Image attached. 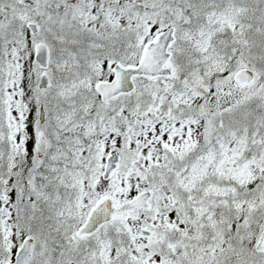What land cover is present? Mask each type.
I'll list each match as a JSON object with an SVG mask.
<instances>
[{"label": "rangeland", "instance_id": "1", "mask_svg": "<svg viewBox=\"0 0 264 264\" xmlns=\"http://www.w3.org/2000/svg\"><path fill=\"white\" fill-rule=\"evenodd\" d=\"M29 21L40 24L37 35L27 29ZM170 25L177 26L175 76L140 80L132 95L101 102L93 90L104 76L98 67L108 73L116 61L136 62L140 47ZM263 28L264 0H0V264L12 261L26 234L34 238L28 264H116L112 251L90 254L92 247L109 246L113 227L87 242L76 233L99 199L130 197L124 187L139 162L147 167L144 188L153 197L148 212H133L121 224L129 242L120 248L133 250L134 264H264V253L254 250L264 228V35L257 33ZM38 41L50 50L45 91L37 88ZM241 68L255 71L253 84L235 85ZM21 73H28L37 106L31 123ZM156 91L165 97L158 94L155 103ZM121 120L127 132H139L136 140L116 132ZM40 127L44 159L35 151ZM185 134L203 144V167L187 187L176 175L159 173L180 167ZM218 134L233 137L234 149L217 153ZM113 151L121 167L104 181L105 157ZM30 153L23 177L13 160ZM217 155L220 165H214ZM168 193L177 199L172 211ZM21 216L25 224L15 227ZM137 224L154 228L155 240H140Z\"/></svg>", "mask_w": 264, "mask_h": 264}, {"label": "water", "instance_id": "2", "mask_svg": "<svg viewBox=\"0 0 264 264\" xmlns=\"http://www.w3.org/2000/svg\"><path fill=\"white\" fill-rule=\"evenodd\" d=\"M136 2L140 0H135ZM28 27L34 34L38 32L37 23H29ZM175 27L159 32L153 40L148 42L143 51L141 59L137 66L123 67L118 63L115 68V76L111 82H99L96 85L97 91L100 93L103 101H109L120 94H128L134 89L133 77L141 76L149 79L158 77H172L175 73V67L172 61V52L169 50L176 41ZM35 60L38 65L46 69L49 65V50L47 45L39 42L35 47ZM255 74L250 69H240L235 74L237 85H248L254 81ZM48 87V78L43 74L39 81V88L46 89ZM141 119V117H138ZM44 111L41 108L40 122L44 123ZM46 150V143L43 132H39L37 152L39 156H43ZM120 165V156L117 153L110 154L107 158L104 179L110 178ZM151 191H143L129 201L119 203L111 197L104 198L91 212L85 226L81 229L80 235H90L97 228L110 221L114 216L127 218L128 213L136 208H149V199ZM170 203H174V198L169 195ZM137 232L145 240L154 237L155 232L147 227H140ZM33 240L27 237L23 240L22 246L17 250L15 261L9 264H26L28 257L32 252ZM256 251H264V230L255 245Z\"/></svg>", "mask_w": 264, "mask_h": 264}, {"label": "flooded vegetation", "instance_id": "3", "mask_svg": "<svg viewBox=\"0 0 264 264\" xmlns=\"http://www.w3.org/2000/svg\"><path fill=\"white\" fill-rule=\"evenodd\" d=\"M193 136L194 134L193 135L185 134L182 136V139L185 140L184 142L187 145L183 151L180 167L177 168V171H176L177 173L185 174L187 178H189L191 175L200 173L201 168L203 167V164H201L202 161L199 160V156L200 155L203 156V144L199 143V141L194 140ZM196 137H199V136H196ZM168 141H170L169 137H168ZM159 145H162V144L159 143ZM217 164L220 165V161H218V159H217ZM172 166L170 168L173 171H174L173 168L178 167L177 164H173ZM17 168L19 169V171L21 172L23 171L22 172L23 177H25L26 173L30 169V167L28 166V163L25 161L19 162V165H17Z\"/></svg>", "mask_w": 264, "mask_h": 264}, {"label": "trees", "instance_id": "4", "mask_svg": "<svg viewBox=\"0 0 264 264\" xmlns=\"http://www.w3.org/2000/svg\"><path fill=\"white\" fill-rule=\"evenodd\" d=\"M258 32L260 33V37H262L264 35L263 34L264 33V28L259 30ZM19 68L20 67H17L15 69L18 70ZM21 74L23 75V77L25 76V78L27 79L26 85H25L26 93H25V97H24V104L27 105V107L29 109V113H31V116H32V114L35 111L36 103H35V101L33 99L32 91L30 90V88L27 87L28 82H29V76H26L24 73H21ZM1 77H2L1 82H5V84H6L7 83V79H5L4 76H1ZM31 116H29L28 119H27L30 123L32 122ZM136 176L138 177V179H142V180H143V177L147 176L146 172L144 171V166H142L140 168V170L137 171ZM143 187H144L143 186V182L141 181L140 184H135L134 186H125L124 188H125V191L130 190V193L128 195L126 194L127 196H129V195L135 193L136 191L140 190Z\"/></svg>", "mask_w": 264, "mask_h": 264}]
</instances>
